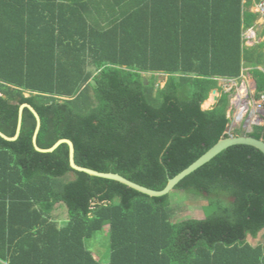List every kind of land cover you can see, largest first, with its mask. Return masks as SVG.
Returning <instances> with one entry per match:
<instances>
[{
    "label": "trees",
    "instance_id": "obj_1",
    "mask_svg": "<svg viewBox=\"0 0 264 264\" xmlns=\"http://www.w3.org/2000/svg\"><path fill=\"white\" fill-rule=\"evenodd\" d=\"M254 1L0 0V131L14 137L30 104L40 148L68 139L77 165L156 191L229 135L264 141V125L229 133L220 86L249 65L264 98V42L244 41ZM36 127L25 108L18 139L0 136V264H264V244L250 242L264 231L257 148L229 147L183 179L174 191L203 197L205 218L174 222L172 192L75 171L67 144L34 148Z\"/></svg>",
    "mask_w": 264,
    "mask_h": 264
},
{
    "label": "rangeland",
    "instance_id": "obj_2",
    "mask_svg": "<svg viewBox=\"0 0 264 264\" xmlns=\"http://www.w3.org/2000/svg\"><path fill=\"white\" fill-rule=\"evenodd\" d=\"M259 68L264 70V66H260ZM249 69L250 66L245 65L239 81H220V86L225 92H232L231 106L228 110V117L231 120L229 133L234 130H241L243 133H249L255 126L264 125V100L255 99L253 78L249 75ZM158 76L160 86L163 87L167 77L162 74ZM219 96L220 93L218 91L216 94L212 92L209 99L203 104V109H211L217 102ZM206 204L207 202L203 197L186 194L183 191H173L171 194L173 221L180 222L189 219H204V208ZM56 213L60 215V220L67 217L63 206H58ZM107 232L108 227L105 228L104 236L98 235L99 237L91 241V250L96 259H100L107 251L109 243V238L106 235ZM250 242L264 244V231L260 233L258 239H250Z\"/></svg>",
    "mask_w": 264,
    "mask_h": 264
},
{
    "label": "water",
    "instance_id": "obj_3",
    "mask_svg": "<svg viewBox=\"0 0 264 264\" xmlns=\"http://www.w3.org/2000/svg\"><path fill=\"white\" fill-rule=\"evenodd\" d=\"M216 90L213 91L214 94H216ZM28 96V94H27ZM28 108L35 116L37 120V127L36 131L33 137V145L34 148L40 152V153H51L55 151L60 145L62 144H67L69 146V151H70V166L73 170L78 171V172H83L86 173L90 176L94 177H99V178H104V179H109L113 181H117L121 184L126 185L127 187L140 192L144 195L150 196V197H163L166 195H169L171 192L174 191L176 186L187 176L192 174L194 171L211 161L214 157H216L218 154H220L222 151L226 150L229 147L236 146V145H248L252 146L254 148H257L264 154V141L261 139H256L251 136L243 135V136H233L229 135L227 138L221 139L215 146H213L208 152H206L202 157H200L196 162H194L192 165H190L188 168L183 170L181 173H179L177 176L174 178L170 179L167 186L161 190V191H156L149 189L147 187H144L142 185H139L135 182H132L125 177L116 174V173H103V172H98L92 169L84 168L76 164L75 162V147L72 141L68 139H61L59 140L52 148L49 149H42L38 146L37 144V137L38 133L41 128V119L37 111L30 105V104H22L19 109V120H18V127L16 131V135L14 137H8L4 133L0 131V136L7 140V141H16L20 135L21 128H22V121H23V112L24 109Z\"/></svg>",
    "mask_w": 264,
    "mask_h": 264
},
{
    "label": "crops",
    "instance_id": "obj_4",
    "mask_svg": "<svg viewBox=\"0 0 264 264\" xmlns=\"http://www.w3.org/2000/svg\"><path fill=\"white\" fill-rule=\"evenodd\" d=\"M262 0L261 2H263ZM261 2H255L251 6V12L259 13L260 18L257 21L255 27L249 29L244 33V41L247 47H254L256 45L262 44L264 42V14L258 11L259 4ZM261 69V68H260ZM263 70V69H261ZM250 75V74H249ZM251 76V75H250ZM253 87L255 88V82L253 80Z\"/></svg>",
    "mask_w": 264,
    "mask_h": 264
},
{
    "label": "built area",
    "instance_id": "obj_5",
    "mask_svg": "<svg viewBox=\"0 0 264 264\" xmlns=\"http://www.w3.org/2000/svg\"><path fill=\"white\" fill-rule=\"evenodd\" d=\"M258 11H259L260 13L264 14V1L261 2V3L259 4ZM229 81H233V80H229ZM247 98H248V96H247ZM262 100H264V98H262ZM246 107H247V106H246Z\"/></svg>",
    "mask_w": 264,
    "mask_h": 264
},
{
    "label": "bare ground",
    "instance_id": "obj_6",
    "mask_svg": "<svg viewBox=\"0 0 264 264\" xmlns=\"http://www.w3.org/2000/svg\"><path fill=\"white\" fill-rule=\"evenodd\" d=\"M243 91H244V90H243ZM244 92H245V91H244ZM244 92H243V93H244ZM209 102H210V101H209Z\"/></svg>",
    "mask_w": 264,
    "mask_h": 264
},
{
    "label": "clouds",
    "instance_id": "obj_7",
    "mask_svg": "<svg viewBox=\"0 0 264 264\" xmlns=\"http://www.w3.org/2000/svg\"><path fill=\"white\" fill-rule=\"evenodd\" d=\"M255 89V88H254Z\"/></svg>",
    "mask_w": 264,
    "mask_h": 264
}]
</instances>
